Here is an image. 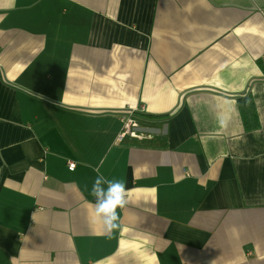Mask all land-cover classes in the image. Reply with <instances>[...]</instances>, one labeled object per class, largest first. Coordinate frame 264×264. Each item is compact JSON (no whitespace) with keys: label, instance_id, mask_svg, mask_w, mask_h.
I'll use <instances>...</instances> for the list:
<instances>
[{"label":"crops","instance_id":"crops-1","mask_svg":"<svg viewBox=\"0 0 264 264\" xmlns=\"http://www.w3.org/2000/svg\"><path fill=\"white\" fill-rule=\"evenodd\" d=\"M263 52L264 0H0V264H264Z\"/></svg>","mask_w":264,"mask_h":264},{"label":"clouds","instance_id":"clouds-1","mask_svg":"<svg viewBox=\"0 0 264 264\" xmlns=\"http://www.w3.org/2000/svg\"><path fill=\"white\" fill-rule=\"evenodd\" d=\"M128 188L123 180L107 179L98 174L92 183L90 194L94 202L90 203L94 222L99 223L105 233L111 234L120 228L118 210L129 203Z\"/></svg>","mask_w":264,"mask_h":264},{"label":"built area","instance_id":"built-area-1","mask_svg":"<svg viewBox=\"0 0 264 264\" xmlns=\"http://www.w3.org/2000/svg\"><path fill=\"white\" fill-rule=\"evenodd\" d=\"M263 57H264V52H263ZM134 113H135V111L129 110L127 113L123 114L120 117L122 129H121V132L118 136L119 141H121L126 136H130L133 138L139 137V134L137 133V130L139 127H138V124L135 120ZM67 167H68V170L73 171L75 168V163L70 161V162H68Z\"/></svg>","mask_w":264,"mask_h":264},{"label":"trees","instance_id":"trees-1","mask_svg":"<svg viewBox=\"0 0 264 264\" xmlns=\"http://www.w3.org/2000/svg\"><path fill=\"white\" fill-rule=\"evenodd\" d=\"M238 105L242 112L243 122L246 129L251 130L258 127V122L250 99H239Z\"/></svg>","mask_w":264,"mask_h":264}]
</instances>
